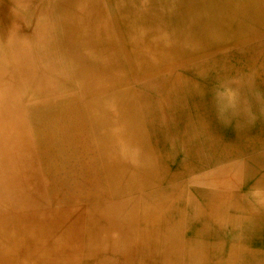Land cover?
Returning a JSON list of instances; mask_svg holds the SVG:
<instances>
[{
  "label": "bare ground",
  "instance_id": "bare-ground-1",
  "mask_svg": "<svg viewBox=\"0 0 264 264\" xmlns=\"http://www.w3.org/2000/svg\"><path fill=\"white\" fill-rule=\"evenodd\" d=\"M15 1L29 6L11 9L5 12L8 15L0 12L5 20H20L21 13L26 22L19 32L7 29L5 40L1 36L13 65L5 69L0 61V165L5 167L1 173L18 177L29 194L40 192L47 199L58 194L67 203H87L92 226L82 228L80 211L33 217L22 229L32 250L28 253L23 248L18 234L0 230V255L12 259L16 253L23 254L24 259L15 264H108L96 259L102 249H109L121 260L127 258L121 264L132 260L134 264H152V260L174 264L166 256L184 231L250 248L264 243V159L248 164L233 158L240 146L247 156L256 152L255 145L264 143V123L249 129L245 112L238 109L237 113L235 106L229 115L222 114L212 88L208 89L226 84L233 71L245 72L247 89L264 98V0H169L167 13L174 19L168 21V29H162L165 23L153 8L145 16L146 27L138 2L129 6L124 0H96L101 5L95 7L93 16L84 5L82 14L74 12L73 17L74 4L80 5L81 0H56L62 2L57 12L47 7L41 24L33 25L29 23L33 15L53 0ZM107 2L113 7L106 9ZM53 14L58 17V33L46 34L49 27L53 30ZM89 25L95 37L86 43L82 33ZM75 28L83 31L81 35L69 32ZM77 45L98 51L90 50L85 57ZM226 46L233 47V52L216 53ZM100 53L105 56L101 64L97 62ZM181 57L183 75L177 68ZM165 65L171 67L166 73L168 85H157L154 98L143 89L142 95L148 98L140 99L131 81L147 82L149 77L161 83ZM85 87L95 95L90 101L93 110L113 115L96 119V134L91 126L93 114L84 110L79 98ZM97 90L103 92L95 94ZM180 91L183 104L178 99ZM183 113L193 117L188 130L162 132L172 127L168 120ZM165 114L170 116L167 121ZM8 116L11 123H7ZM143 128L148 132L141 135ZM197 136L202 138L195 142ZM98 142L103 147L100 153L95 148ZM11 143L21 153L10 154V147L6 150L5 146ZM205 148L207 156L220 159L208 169L203 167ZM196 161L199 169L191 168ZM134 165L136 172L131 169ZM179 165L181 174L164 177L165 170L171 174L177 166L178 172ZM196 172L215 188H199L202 200L195 202L186 181ZM245 180L248 190L242 195L233 186ZM127 190L136 193L128 210L131 197L117 204L103 201L108 191ZM180 202L186 224H182L185 212ZM101 220L108 224H98Z\"/></svg>",
  "mask_w": 264,
  "mask_h": 264
},
{
  "label": "rangeland",
  "instance_id": "rangeland-1",
  "mask_svg": "<svg viewBox=\"0 0 264 264\" xmlns=\"http://www.w3.org/2000/svg\"><path fill=\"white\" fill-rule=\"evenodd\" d=\"M85 1L86 0H81L82 3L80 5L78 4L77 6L74 4V6L76 8L72 13L73 17L75 15V13H77V15L82 14V10L80 8H83L84 5L85 6L87 5V7H90L89 8V14H91V16H93L95 7H100V5H101L96 0H89L90 2H88V4ZM124 1H125L126 5H129V6H134L137 2L139 4H141L142 8L139 9V13L142 16H140V18L142 20V23H143L144 19H146V23H145L146 27H147L148 22H149L148 18H146V17H149V15H151V12L153 10L157 13L158 18H160L162 20V22L165 23V24L162 23V29L165 26H166V29H168V27H169L168 21H172L174 19L173 17H171L172 16L171 14L167 13V6H169V5H166V4H168L169 0H147L146 3L144 0H124ZM149 3H150V6H149ZM59 4L61 5L62 2H59ZM111 6L113 7V3L107 2L105 8L109 9V7H111ZM145 7H147V8H145ZM152 8H153V10H151ZM256 8H257V10H259L260 6L257 5ZM106 11H107V13L109 12L108 10H106ZM145 14H147V15H145ZM100 15H101V13H100ZM154 17L156 20L157 19L156 16H154ZM95 19H98V16H96ZM123 23H125V22H123ZM131 23H132V21H126L127 25L131 24ZM79 27H80V25H79ZM83 28H85V27H83ZM93 31L94 30L89 25L88 29H86V31L84 30V32L81 30L79 31L78 28L70 30L69 32L74 33L75 36L76 35L79 36L83 32L82 34L85 36L86 43L87 42L91 43V41L89 39H93L95 37L94 34H91ZM138 32L140 33V31H138ZM200 34L201 33L198 32V35H200ZM76 40L77 39H75L74 41H76ZM76 49L79 50L81 53H83L85 55V57H88L87 55H88V53H90V50H92V52L98 51L94 48H88L86 50V49L82 48L81 46L79 47L78 45H77ZM233 49L234 48L231 46H226V47L221 48L217 52L216 51L215 52L220 53V54H224L227 52H233ZM99 51L102 53L105 51V48L100 49ZM179 51H181L180 53L183 54V53L187 52V49H179ZM101 53L99 56V60L97 61L99 64H101V60H103L105 58V56L101 55ZM133 64H134V62H133ZM135 65H136V63H135ZM137 65H139V67H140L139 63ZM127 66H129V65L127 64ZM156 66L159 67L158 65H156ZM184 66H185V64H183L182 57H181L180 63L178 64V67H177V68H179V74L180 75H183L184 72L186 71L184 69ZM161 68L163 69L161 74H164V76H165L164 79L161 80V83L155 84L152 81H149V77L147 79V82L141 78H137V79L134 78L131 81V83L133 85H135L134 87L137 90V92H139L138 95H139L140 99L144 100V98H148V96L142 95L141 91L143 89L147 90L148 93L151 94V97L154 98V96H156L155 87L157 85H162V84L168 85V83H166V81L168 80L167 79L168 76L166 73L171 70V67L168 65H165ZM233 72H234L232 74L233 76H231L228 79L226 84L220 85V86L215 84L213 86H209L208 89L212 88V93L216 99L218 106L222 107V108L220 107V109L222 110L221 111L222 114L229 115L230 114V108L235 106L237 113H238V109H239V111H242L243 113L245 112V114H243V115L246 116L247 127L249 129H251L252 127L256 126L255 128H257L258 127L257 125L259 124V122L264 123V112H263L264 111V98H262V96H260V95L258 96V94L255 93L257 91H255L253 89H250V90L247 89L248 87L245 85V76H246L245 72H243V73H240L238 71H233ZM154 75H155L154 78L158 77V74H154ZM246 78H247V76H246ZM100 79L106 83L108 82L106 79L104 80V77H103V79L102 78H100ZM86 88H88V87H85L83 90L79 89V91L81 90L80 94H79L80 95L79 98H80V102H81V105L84 108V110L93 114V117L91 114H90L91 116L90 115L89 116L91 117L92 130H93L94 134H96L97 133L96 119L97 120L106 119L105 117H113V115H112L111 111L104 113L106 115H103V113H101L102 114L101 115L100 113L95 112V110H93L94 108L90 105V101L94 99L95 95L93 93L92 94L87 93V90L85 91ZM102 92L97 90L94 93L95 94H101ZM180 92L181 93L179 94L178 99H179V102L181 104H183L182 102H183V100H185L184 93L182 91H180ZM144 93H146V92H144ZM173 101H174V99H173ZM185 102L186 101H184V103ZM254 103H255V105H254ZM94 113H96V114H94ZM222 114H220V115H222ZM164 116L166 118V121L170 117L168 114H165ZM192 118H193L192 115L190 116V115H188V113H186V114L183 113L182 117H176V120L170 119L167 121V124H171L173 128L172 127L167 128L166 131L164 130L165 129L164 128L163 129L164 131H162V132H167V131L168 132L169 131L180 132L182 130H188L189 129L188 122ZM12 120L13 119L10 116L7 117V123H11ZM183 122L186 123L185 125H183V127L177 126V124L183 123ZM143 129L144 130H141L139 132V134L142 135L143 133L148 132V131H146L147 128H143ZM15 135H17V134H15ZM201 138L202 137L197 136L195 139V142H197V140H200ZM159 144L160 143L155 145V148H154L155 151H158V149L160 147ZM5 147H6V150L10 147L9 148V151L11 152L10 154H12V152H13V155H17V154L21 153L20 149H17V147H18L17 144L11 143L10 145H7ZM151 147L152 146L148 145V148L152 149ZM95 148L97 149V152L100 153L102 151L103 147L98 142L97 144H95ZM239 148H240V150L238 151L239 152L238 155L236 154V157H233V158H235V160L237 162H239L240 160H243L244 163L246 162V163L250 164L251 160H253V159H258V161L260 159H264V158H262V157H264V143L259 144V145H255V148H257L256 152H254L250 155H247V156H245V148H242V146H240ZM154 150H153V152H155ZM203 154H204V156H207V154H209L208 148L203 149ZM219 160L220 159H218L216 157L207 156L206 160H205L206 165H204L203 167L208 169L211 167L212 164H217V162H219ZM161 161L163 164L164 160L161 159ZM0 163H1V160H0ZM193 164L194 165H191V168H193V166H195L196 169H199L200 165L198 164L197 161L194 162ZM176 167L177 166H174V170L171 174H167V171L163 170L165 172L164 177L171 179V177H173L174 175H176L178 173L181 174L182 173V165H179V167H178L179 171L178 172H177ZM3 169L5 170V167H3V165H0V230L3 232L4 231H12L13 233H16V235L18 234L19 237H16V238L18 239V241L22 240L23 248L27 252H28V250H32V246H30V239L28 238V236H24V234L22 235V232H24V230H22V229H25L27 227V225L31 223L33 217L36 219L37 217L46 216V215H49L51 213H53V215H55V214H58L60 212L80 211L81 213H83L82 218L84 220L83 223H80V225H83L82 228L87 229L90 226H92L91 221H90V217H89V207H88L89 205L87 203H84V202H80V203H76V204L67 203L65 197L63 195L61 196L58 194H53L51 196V198H48V199L43 197L40 192H38V195L29 194V192L26 189L21 187V181L19 180L18 177L14 178L11 176L6 177V175L3 176V174L1 173V171ZM131 169L136 172L137 167L135 166V167H132ZM202 171H204V170H202ZM200 175H201L200 172H196L195 174L190 175L188 180L186 181V184H187L186 188L192 192L190 194V197H192V200L194 199L195 202L202 200V196L200 195V193H199L200 191L198 190L199 188H201V187L215 188L214 183L212 185L209 180L203 178ZM245 182H246V180H245ZM245 182H244V184L242 183L241 186L235 185V186H233V188L238 190L240 194L245 195L244 193H246V191L248 190L247 182L246 183ZM128 192H132V195L129 196ZM129 194H131V193H129ZM135 195H136L135 190H127L125 192L108 191V194H106V196L104 197L105 199L103 198V201H105V204H109L111 202L117 204L119 201H121V200L126 201V200H128L129 197H131L130 200L128 201L127 205H126V210H128V208H131L130 201H132L134 198H136ZM64 203H66V204H64ZM180 205L183 208V212H185V216L183 218L182 224H186L187 219H186L185 207H184V204L182 202H180ZM98 224H100V225L104 224L105 225L108 223L106 221L101 220V221H99ZM24 226H26V227H24ZM180 226L184 227L183 225H180ZM110 229H111V226H110ZM18 231H19V233H18ZM186 232H188V231H186ZM186 232L184 231L178 239H175V241L173 242V246H172V248L173 247L174 248L171 250V254L166 256V259H168L170 257V259L173 261L174 264H209L210 262H211L210 264H264V252H263L264 251V243L256 242L252 246L254 248L253 249L250 247H245V243L242 244V243H239L236 241H231V240L214 241V240H209V239L197 237L193 233L186 234ZM24 238H28V240H26ZM0 240H1V235H0ZM20 242H18V243H20ZM163 244H165V243H163ZM226 245H228V246H226ZM108 250L102 249L101 255H99V259H96V260L100 261V262L103 261V262L108 263V264H121V262H123L122 260L126 261V259H127L126 257L123 256V258L121 260L120 256H117L114 254V251H108ZM163 251H164V247H163ZM188 256H189V258H188ZM11 257H12V259H7V258L3 257L2 255H0V264H15V263H17V261L24 259V255L19 254V253H16V255H13ZM209 258H211V259H209ZM189 259H190V261H189ZM5 260H7L8 263ZM219 260H221V261H219ZM250 260H251V262H250ZM240 261H242V262H240ZM252 261H253V263H252ZM152 262H153L152 264H161L160 262L157 263L155 260H152ZM123 263H125V262H123ZM134 263L132 260L131 264H134ZM162 263H164V262H162ZM164 264H166V263H164Z\"/></svg>",
  "mask_w": 264,
  "mask_h": 264
},
{
  "label": "crops",
  "instance_id": "crops-1",
  "mask_svg": "<svg viewBox=\"0 0 264 264\" xmlns=\"http://www.w3.org/2000/svg\"><path fill=\"white\" fill-rule=\"evenodd\" d=\"M37 5V4H35ZM29 6V4L23 2V1H1L0 2V12L2 11V13L4 15H8L5 14V12H9L11 9H15V8H20V7H27ZM43 6H45L46 8L43 9V11H40V13L37 15H33V20L29 21L30 24H41V17L42 16H46L47 14L45 13L47 11V7L51 9V11H56L57 12V8L58 6H60L59 2L56 0L53 1H47L46 3L43 4ZM24 9V8H22ZM42 10V9H41ZM22 17L24 18V15L20 13V20L17 18H12L11 20H5V18H0V61L2 62L1 64H3L2 66L6 69L10 68V66H13L10 64L9 60H10V56L8 55V52L1 40V36L3 35V39L5 40L6 34L5 32L8 31L7 29H11L14 32H19V28L21 27V25L24 26V24H26V22L24 20H22ZM54 17V27L53 30L52 28L49 27L50 31H47L46 34L49 33H53L55 34L56 32L58 33V31H55V29H57V14H53ZM37 20V21H36ZM3 21V22H2ZM6 29V30H5ZM43 31H45L43 29ZM44 33V32H43ZM45 34V33H44ZM50 50H52V48H49ZM45 51H48L47 49ZM16 56V55H15ZM17 57V56H16Z\"/></svg>",
  "mask_w": 264,
  "mask_h": 264
}]
</instances>
